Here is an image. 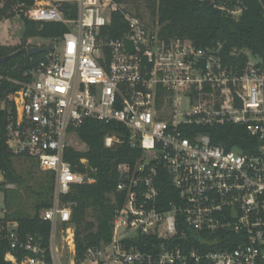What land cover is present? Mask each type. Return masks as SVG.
Instances as JSON below:
<instances>
[{"label":"built area","instance_id":"obj_1","mask_svg":"<svg viewBox=\"0 0 264 264\" xmlns=\"http://www.w3.org/2000/svg\"><path fill=\"white\" fill-rule=\"evenodd\" d=\"M201 1L234 21L246 10L244 0ZM11 12L19 29L26 19L66 30L40 45L52 48L39 59L27 54L30 66L19 77L0 68V89L4 82L15 87L0 99L5 143L53 177L51 204L42 212L47 243L6 220L0 223V238L9 241L5 261L264 264V70L248 51L231 49L230 58L247 60L227 63L220 43L202 47L164 35L157 17L149 22L114 0H33ZM116 12L125 30L112 38ZM29 43L25 51L34 47ZM88 120L123 129L140 155L117 166L109 197L116 204L117 193L121 203L109 239L78 255L71 205L62 197L93 183L94 171L79 169L85 158L72 164L64 153L83 151L77 129ZM227 123L244 126L257 143H247L248 150L213 143L206 129ZM121 135L110 133L104 145ZM0 183L15 186L2 170Z\"/></svg>","mask_w":264,"mask_h":264},{"label":"trees","instance_id":"obj_2","mask_svg":"<svg viewBox=\"0 0 264 264\" xmlns=\"http://www.w3.org/2000/svg\"><path fill=\"white\" fill-rule=\"evenodd\" d=\"M123 3L125 0H114ZM3 6L0 8V19L9 18L14 14L9 10L16 4L29 6L33 0H0ZM152 17L158 19L161 24V32L164 35L190 39L196 46H211L220 43L223 47L224 60L230 64H243L247 57L239 54L236 58H230L228 53L235 48L248 51L257 61L258 66L264 70V0H244L246 10L238 21H234L228 15L213 9L207 2L201 0H147ZM110 37L117 38L125 30L120 12L112 14L109 27ZM66 30L60 23H39L23 20L22 34L19 45H0V56L10 55L18 50L21 52L10 57L5 63H0L3 74L11 77H19L30 65L29 56L24 47L27 40L34 37L54 39ZM41 54L32 55L36 60ZM15 87L4 82L0 89V99ZM7 123L6 109H0V170L5 174L9 183L20 181L15 173L13 158L17 157L5 143V126ZM118 132L119 142H114L110 147L104 145V139L110 133ZM215 144H221L230 149L237 147L248 150L247 143H257L250 137L242 125L225 124L206 129ZM79 140L85 145V150L74 151L67 149L65 159L75 164L79 158L88 160L94 173L93 183L75 185L72 190L62 197V201L70 203L72 210V222L76 230L77 254L81 255L91 245H97L101 241H107L111 233V220L114 209L121 203V196L115 193L116 204L111 202L109 195L113 192L118 182L117 166L122 163L133 164L140 155L139 149L129 144L123 129L115 126L104 125L96 121L88 120L77 129ZM251 141V142H249ZM255 146V144H254ZM79 169H82L80 167ZM53 179H48L42 191L35 193L37 199L33 205V213L26 214L23 211L4 214L0 217V223L6 220L18 222V232L21 235L33 234L40 239L42 244L47 243L49 223L42 219V212L50 206L52 199ZM0 190L6 192L4 184L0 183ZM162 195L166 191L161 192ZM10 200L4 196V205H9ZM3 225V224H2ZM9 250V241L0 238V264H11L4 260V254Z\"/></svg>","mask_w":264,"mask_h":264},{"label":"rangeland","instance_id":"obj_3","mask_svg":"<svg viewBox=\"0 0 264 264\" xmlns=\"http://www.w3.org/2000/svg\"><path fill=\"white\" fill-rule=\"evenodd\" d=\"M120 4H123L129 12L137 14L149 22L154 19L150 9L148 8L147 0H125V2ZM20 22V18L15 16L9 17L5 21L0 20V45L20 44L22 29L16 27V24H19ZM28 40L27 43H29ZM46 40L47 39L39 37L30 38L29 45L40 46L44 44ZM80 148L85 150L86 147L81 144ZM13 166L20 181L15 182L14 187L7 188L5 193L0 190V217H3V214L13 215V213L16 214L19 211H23L26 214H32L33 205L37 199L35 193L37 191L43 192V187L47 183L50 176H52V173L49 171H40L37 167L36 161L27 157H14ZM80 167H85L88 170L94 171V169L90 167L88 160L86 161V165L83 166L81 164ZM5 194L7 200H10V204L7 206L4 205ZM4 207L6 209V213L2 212Z\"/></svg>","mask_w":264,"mask_h":264},{"label":"water","instance_id":"obj_4","mask_svg":"<svg viewBox=\"0 0 264 264\" xmlns=\"http://www.w3.org/2000/svg\"><path fill=\"white\" fill-rule=\"evenodd\" d=\"M52 48V43H49L48 45L44 46H34V47H28L26 49V52L28 55H35V54H41L43 52H46ZM21 51L18 50L10 55L7 56H0V63H5L10 57L17 56Z\"/></svg>","mask_w":264,"mask_h":264},{"label":"crops","instance_id":"obj_5","mask_svg":"<svg viewBox=\"0 0 264 264\" xmlns=\"http://www.w3.org/2000/svg\"><path fill=\"white\" fill-rule=\"evenodd\" d=\"M6 45V44H5ZM6 46H10V45H6ZM11 46H13V45H11Z\"/></svg>","mask_w":264,"mask_h":264}]
</instances>
